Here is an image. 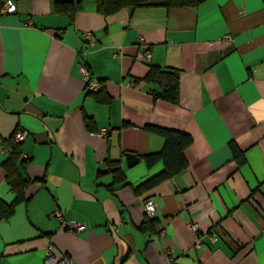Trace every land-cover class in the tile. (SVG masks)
Here are the masks:
<instances>
[{"label": "crops", "instance_id": "1", "mask_svg": "<svg viewBox=\"0 0 264 264\" xmlns=\"http://www.w3.org/2000/svg\"><path fill=\"white\" fill-rule=\"evenodd\" d=\"M13 1L0 13V197L13 198L1 161L17 127L29 158L22 174L45 181L0 220V264H45L49 244L75 264H264V0L105 16L82 0L72 19L55 0ZM149 64L178 70L175 101L154 96ZM81 65L108 100L94 98ZM148 125L192 137L188 166L152 189L161 231L141 229L144 200L134 192L163 167L142 156L162 146ZM230 142L245 158L238 168ZM127 153L138 160L128 165ZM106 158L126 179L111 191ZM56 211L85 228L67 231Z\"/></svg>", "mask_w": 264, "mask_h": 264}, {"label": "trees", "instance_id": "2", "mask_svg": "<svg viewBox=\"0 0 264 264\" xmlns=\"http://www.w3.org/2000/svg\"><path fill=\"white\" fill-rule=\"evenodd\" d=\"M1 1L3 0H0V2ZM204 1L206 0H96V10L105 16L126 7L133 9L135 7L151 4H162L167 8L195 7ZM54 5L56 12L66 14L72 19L74 14L81 9L82 0H55ZM144 79L146 81L158 83L160 89L153 92L155 97H160L168 101H175L177 99V69L149 64ZM91 91L92 90H90V92ZM92 93L94 98L98 101L104 102L109 99L108 95L104 94V90L101 86L97 91H92ZM85 122L89 130H94L91 117L85 115ZM146 128L162 138V146L157 151L142 155L144 161L147 165H152L160 160L163 167L160 171L144 179L134 187V192L142 195L143 200L151 197L152 189L156 185L170 179L188 166L186 150L192 142V137L185 131L154 125H148ZM16 130H18V127L14 129L7 140L8 153L1 161V166L5 174V182L13 193V198L11 201H5L0 197V220L12 215L17 204L29 199L26 190L31 183H38L40 186H43L45 181L43 177L30 178L22 174L21 169L25 170L29 163V158L22 156V149L20 147L21 141H16L14 139ZM230 149L236 163V168H238L245 161L243 152L233 142H230ZM104 162L106 169L113 175V181L107 185V189L111 191L114 189V185L125 184V175L118 165V161L106 158ZM100 171L101 169L99 172ZM156 224L157 223L153 222L151 217L145 219L140 227L142 230L154 231ZM65 229L70 231L66 227Z\"/></svg>", "mask_w": 264, "mask_h": 264}, {"label": "built area", "instance_id": "3", "mask_svg": "<svg viewBox=\"0 0 264 264\" xmlns=\"http://www.w3.org/2000/svg\"><path fill=\"white\" fill-rule=\"evenodd\" d=\"M15 10L14 7V1L13 0H3L0 2V13H5V12H12ZM91 40V39H89ZM140 58L144 61H148L150 58V53L148 51H144L143 53L140 54ZM80 71L82 74V77L84 79V82L86 84V87L92 91H97L100 87V83L95 80L91 74L89 73L87 67L85 65L80 66ZM134 81H130V85H133ZM107 131L106 128L101 127L98 129L96 132L100 135L105 134ZM95 132V131H94ZM25 132L16 130L14 133V139L16 141H21L25 137ZM144 206V213L147 218H151L153 216V213L155 211L156 205L155 202L151 198H147L143 202ZM54 215L59 218V220L62 221L64 227H66L70 231H77V230H83L85 228V224L81 222H75V221H64L62 218V215L60 212L56 211L54 212ZM188 227L192 229L193 231H197V223H188ZM155 230L161 231L160 225L156 224L155 225ZM211 239L214 240L216 239V234L212 233L211 234ZM202 245V240L198 236L196 241L194 242V247L199 248ZM52 244H49L47 246L46 252H45V264H75V262L68 257L65 256H60L56 258L53 253H52Z\"/></svg>", "mask_w": 264, "mask_h": 264}, {"label": "water", "instance_id": "4", "mask_svg": "<svg viewBox=\"0 0 264 264\" xmlns=\"http://www.w3.org/2000/svg\"><path fill=\"white\" fill-rule=\"evenodd\" d=\"M126 159H127V164L132 165L138 160V157L133 153H127Z\"/></svg>", "mask_w": 264, "mask_h": 264}]
</instances>
